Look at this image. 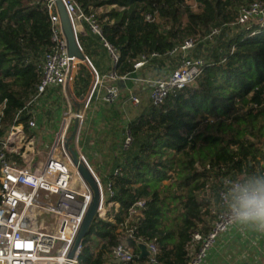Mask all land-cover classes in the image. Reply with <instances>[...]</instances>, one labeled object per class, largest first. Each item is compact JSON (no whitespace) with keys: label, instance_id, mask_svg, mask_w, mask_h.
I'll list each match as a JSON object with an SVG mask.
<instances>
[{"label":"trees","instance_id":"obj_1","mask_svg":"<svg viewBox=\"0 0 264 264\" xmlns=\"http://www.w3.org/2000/svg\"><path fill=\"white\" fill-rule=\"evenodd\" d=\"M194 1L195 9L187 0H76L98 21L100 36L84 24L77 40L99 76L110 71L124 76L140 55L163 56L185 38L199 40L200 75L170 92L162 104L145 105L126 124L130 143L121 150L117 172L107 178L112 200L119 204L117 220L133 203L145 201L135 237L154 240L160 264L188 259L191 231L209 215L196 192L211 176L261 174V162L264 169V27H228L240 8L255 0ZM143 14H151L152 21H144ZM213 28L221 32L211 44L204 39ZM252 31L256 33L249 36ZM105 43L118 56L114 65ZM52 45L51 24L40 0H0L3 129L33 94L38 61ZM154 61L159 65L162 59ZM92 80L90 68L81 64L73 81L76 95H84ZM30 119L24 114L15 122L27 137ZM114 228L94 220L82 239L78 264H104L103 251L90 247L91 238L113 243Z\"/></svg>","mask_w":264,"mask_h":264},{"label":"built area","instance_id":"obj_2","mask_svg":"<svg viewBox=\"0 0 264 264\" xmlns=\"http://www.w3.org/2000/svg\"><path fill=\"white\" fill-rule=\"evenodd\" d=\"M40 1L47 10L53 45L38 61L39 80L33 94L24 106L16 111L10 126L3 129L0 125V264H78L81 245L75 250L72 259H67V255L73 247L91 202L92 193L72 165L71 156L66 149L67 138L75 123L76 130L69 146L75 150L80 162L92 173L99 190V205L94 220H102L115 226L113 236L116 241L100 242L94 251H103L104 264H137L140 259H143L141 264H160L159 248L154 240L135 237L145 201H136L120 220L116 219L119 204L112 200L108 177L99 178L88 166L81 152L79 133L86 112L96 99L117 108L125 105L137 108L140 105V98L136 91L139 86H144L148 89L149 103L158 106L170 92L185 88L201 73L203 56L198 55L195 49L199 40L195 37L185 38L163 56L155 52L140 55L134 62L133 71L124 76L118 77L113 71L108 72L103 78L111 84L105 95L97 97L101 77L86 56L85 63H81L75 57H68L55 0ZM60 1L76 40L84 24L92 33L101 35L94 13L84 12L76 0ZM263 13L264 1L255 0L240 8L239 17L228 27L236 28L246 24L264 27ZM143 17L146 22L153 19L151 14H143ZM220 32V29L213 28L204 40L212 44ZM255 33L256 31H252L249 36ZM104 45L114 65L118 56L106 43ZM164 58L176 61L175 67L168 73L147 77L137 75V71L154 60ZM81 64H86L90 68L93 74L92 84L77 102L76 110L73 112L68 110L59 118L52 133L51 143H41L32 131L35 128L33 119L36 115L35 106L49 88H59L67 98L68 88L73 85ZM117 81L131 82V88L126 96L119 97L120 93L115 85ZM5 102L4 99L0 103V116ZM24 114H30L32 118L28 121L31 132L29 137L22 124H15ZM129 143L130 136L124 127L121 150L126 149ZM42 152L45 158L41 161L39 156ZM262 167L261 162L258 171L264 174ZM116 172L117 169L113 174ZM245 177L244 174L233 173L220 174L215 178L213 175L196 192L197 201L208 206L209 215L203 217L202 221H197L192 229L188 259L183 264H203L219 236L238 223L229 212L225 195L234 185L242 184ZM43 213L56 215L55 233H50L47 224L38 225L37 218ZM138 244L145 246L147 256L140 257Z\"/></svg>","mask_w":264,"mask_h":264},{"label":"crops","instance_id":"obj_3","mask_svg":"<svg viewBox=\"0 0 264 264\" xmlns=\"http://www.w3.org/2000/svg\"><path fill=\"white\" fill-rule=\"evenodd\" d=\"M155 63L157 62H151L150 66L154 68ZM146 67L148 66L137 71V75L147 77ZM157 69L154 72L158 76ZM103 76H100L101 84L97 89V97L105 95L109 87V82ZM115 85L119 90V97H122L126 96L132 84L128 81H117ZM68 89L72 90V93L75 92L73 85ZM147 91L148 89L144 86L137 88L136 93L140 98V105L137 108L130 105L117 108L98 102L96 99L87 110L79 133V141L88 166L99 178L109 177L118 168L122 158V132L126 124L136 117L145 105L149 104ZM81 99L82 95L73 97L72 103L69 104V95L67 94L65 98L59 88L47 90L35 106L36 115L33 118L35 128L32 131L41 143H51L52 133L59 118L68 110L75 111V106ZM92 161L97 167L91 164ZM240 238L244 240L243 243ZM203 264H264V232L240 223L232 225L216 240Z\"/></svg>","mask_w":264,"mask_h":264},{"label":"water","instance_id":"obj_4","mask_svg":"<svg viewBox=\"0 0 264 264\" xmlns=\"http://www.w3.org/2000/svg\"><path fill=\"white\" fill-rule=\"evenodd\" d=\"M55 5L59 14V20L60 25L62 28V34L65 38L66 42V49H67V55L68 57H75L77 58L81 63L86 62V57L81 50V48L78 45V42L74 36L73 30L71 28L68 16L64 10V7L60 0H55ZM76 130V123L73 126V130L70 134V136L67 138L66 142V149L68 153L71 156L72 165L76 168L77 173L80 175V177L85 181V183L88 185V187L91 190L92 198L91 202L85 212V215L83 217L82 223L80 225L79 231L77 233V236L75 238L73 247L71 248L70 252L67 255V259H72L74 256V252L77 249L79 245H81L82 239L87 236L90 232V226L92 222L95 219V215L97 212V208L99 205V190L97 187V184L93 178L92 173L89 171V169L83 165L75 150L69 146L70 140L73 138V135ZM264 152V149H263ZM137 248L140 250V257H145L148 255L145 246L143 244H138Z\"/></svg>","mask_w":264,"mask_h":264},{"label":"clouds","instance_id":"obj_5","mask_svg":"<svg viewBox=\"0 0 264 264\" xmlns=\"http://www.w3.org/2000/svg\"><path fill=\"white\" fill-rule=\"evenodd\" d=\"M225 200L235 221L264 232V174H249L228 190Z\"/></svg>","mask_w":264,"mask_h":264},{"label":"rangeland","instance_id":"obj_6","mask_svg":"<svg viewBox=\"0 0 264 264\" xmlns=\"http://www.w3.org/2000/svg\"><path fill=\"white\" fill-rule=\"evenodd\" d=\"M187 1L190 4V7L192 9H195L196 8V3H195L194 0H187ZM100 11L101 10L98 9L96 13H98ZM262 15H263V18H264V13ZM159 63H160L159 66H158L157 63H155L154 68L152 66H150V64H149L148 67L145 68V74L147 76L148 75H154L155 76L156 73L154 72V70H156L157 68H158L157 71H158V74L159 75L160 74L163 75L164 73H168L169 71H171V69H173V67H175L176 61H175V59L164 58ZM73 93H72V90L69 91V89H68V95H69V99H70L69 104L72 103V98L73 97L76 98V96H77V95H75L76 92H73ZM39 158L41 160L45 158L44 152L41 153V155L39 156ZM91 164L93 166L97 167V165H96V163L94 161H92ZM37 221H38V225H40V226H42L44 224H47L49 226L50 233H55V231H56V215L55 214L43 213L42 215L38 216ZM91 239H92V241H91L90 247L94 250L97 247L98 242H97V240L94 237H92ZM240 239H241V243H243L244 240H242V238H240ZM56 248H57V246H56Z\"/></svg>","mask_w":264,"mask_h":264},{"label":"bare ground","instance_id":"obj_7","mask_svg":"<svg viewBox=\"0 0 264 264\" xmlns=\"http://www.w3.org/2000/svg\"><path fill=\"white\" fill-rule=\"evenodd\" d=\"M55 254H57V253H55Z\"/></svg>","mask_w":264,"mask_h":264}]
</instances>
